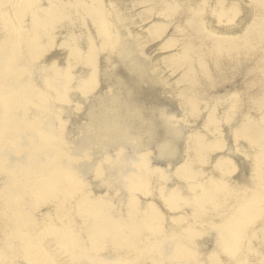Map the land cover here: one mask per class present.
<instances>
[{
    "label": "bare ground",
    "instance_id": "bare-ground-1",
    "mask_svg": "<svg viewBox=\"0 0 264 264\" xmlns=\"http://www.w3.org/2000/svg\"><path fill=\"white\" fill-rule=\"evenodd\" d=\"M131 1L0 0V264H264V0Z\"/></svg>",
    "mask_w": 264,
    "mask_h": 264
},
{
    "label": "rangeland",
    "instance_id": "rangeland-1",
    "mask_svg": "<svg viewBox=\"0 0 264 264\" xmlns=\"http://www.w3.org/2000/svg\"><path fill=\"white\" fill-rule=\"evenodd\" d=\"M183 1L184 0H132L129 7H133L132 6L133 3H134V6L146 7L144 10L149 11V16H147L149 18L146 19L145 23L148 24L152 20H154V15H155V17H158V15H160V14L163 15L165 13L170 12V14L173 17L176 16L178 14V11H179L178 8H176L177 4H181V3H183ZM206 1H211V0H206ZM134 20H138L137 15L134 16ZM173 22L176 23L175 20ZM174 23L171 25H166V26L164 25L166 28L162 34V37L165 36L166 34L172 35L174 33V32H172L173 29L178 28L177 25Z\"/></svg>",
    "mask_w": 264,
    "mask_h": 264
}]
</instances>
